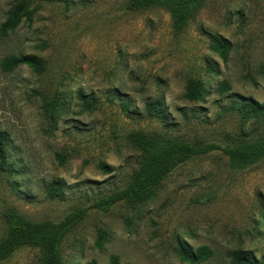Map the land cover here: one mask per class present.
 Masks as SVG:
<instances>
[{
    "label": "rangeland",
    "instance_id": "rangeland-1",
    "mask_svg": "<svg viewBox=\"0 0 264 264\" xmlns=\"http://www.w3.org/2000/svg\"><path fill=\"white\" fill-rule=\"evenodd\" d=\"M18 1L0 0V25ZM25 1L33 20L0 37V63L10 54L37 55L45 67H0V130L9 133L11 170L0 171V239L7 212L60 220L124 188L139 167L133 131L223 146L264 140V118L244 122L225 110L238 96L264 103V0H203L180 33L166 9L132 11L130 0ZM210 34L231 42L227 62L211 50ZM190 78L209 89L205 101L184 98ZM57 97L64 108L54 130L43 105ZM157 98L164 99L166 121L146 113ZM54 180L65 186L56 199L46 194ZM262 214L264 158L235 168L212 150L176 167L143 204L90 209L64 238L62 260L110 264L118 255L120 264H190L180 258L182 241L212 249L198 264H229L238 249L260 258ZM100 230L107 233L103 249L96 246ZM40 256L24 246L0 264H39Z\"/></svg>",
    "mask_w": 264,
    "mask_h": 264
},
{
    "label": "trees",
    "instance_id": "trees-1",
    "mask_svg": "<svg viewBox=\"0 0 264 264\" xmlns=\"http://www.w3.org/2000/svg\"><path fill=\"white\" fill-rule=\"evenodd\" d=\"M203 0H130L128 8L132 11H145L153 7H161L171 14L172 26L175 32H182L189 23L190 18L198 10ZM33 12L29 11L25 0L18 1L7 13L6 20L0 25V37H6L14 31L24 19L32 22ZM210 48L225 62L229 60L232 44L229 40L215 34H210ZM26 65L34 71H42L45 67L43 60L37 55L10 54L0 63L3 72L11 73L18 67ZM214 71V70H213ZM231 87L224 82L223 90L229 91ZM210 95L209 89L200 78H190L185 86L184 98L190 102H203ZM80 98L87 107L91 103L82 93ZM234 98L226 111L237 112L244 122L254 118H264V103L252 97ZM128 110L130 102L122 104ZM64 101L57 97L45 102L43 112L55 130L61 118ZM148 116L166 121L167 109L164 99L157 98L145 106ZM131 141L140 151L139 167L134 172L131 181L122 189L105 195L96 200L89 207L80 206L70 211L60 220L43 219L33 220L22 217L14 212L6 213L8 229L0 239V262L9 259L18 249L24 246H33L40 250L39 264H64L61 255V245L64 238L85 219L90 209L109 211L119 202L131 206L143 204L152 198L161 182L180 164L194 156L208 153L212 150H221L227 157L231 167L253 166L264 158V140L246 141L237 139L225 146L219 143L198 144L178 140L166 135H153L140 130L129 134ZM9 133L0 130V171L11 173L8 154ZM61 163L63 157L58 155ZM110 172V170H107ZM65 186L58 180L52 181L46 187L49 198L56 199L64 194ZM264 218V214H262ZM107 233L98 231L96 246L103 249ZM179 255L183 261L190 264L201 263L213 255V251L206 245L194 248L186 242H181ZM229 264H264V254L259 258L254 251L238 249L230 252ZM89 264H98L93 260ZM110 264H120V257L113 255Z\"/></svg>",
    "mask_w": 264,
    "mask_h": 264
}]
</instances>
